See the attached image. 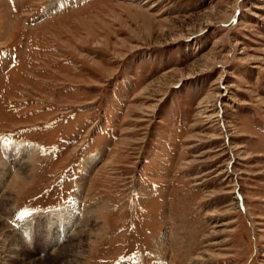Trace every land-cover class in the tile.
I'll list each match as a JSON object with an SVG mask.
<instances>
[{"label": "rangeland", "instance_id": "374dc122", "mask_svg": "<svg viewBox=\"0 0 264 264\" xmlns=\"http://www.w3.org/2000/svg\"><path fill=\"white\" fill-rule=\"evenodd\" d=\"M11 146L0 264H264V0H0Z\"/></svg>", "mask_w": 264, "mask_h": 264}, {"label": "bare ground", "instance_id": "6f19581e", "mask_svg": "<svg viewBox=\"0 0 264 264\" xmlns=\"http://www.w3.org/2000/svg\"><path fill=\"white\" fill-rule=\"evenodd\" d=\"M33 147H35V146H33ZM32 148L31 149H28V148H26L24 146H18V147L15 148V147L11 146L9 149L8 148H3L2 149V154L6 158V162L4 163V165H0L1 166V168H0V179H1V183L2 184L4 183V180L6 179V177H8L10 175V173H14L15 179H20V178H23L22 176H25V172L24 171H27L28 170V166L26 165V163L24 161L21 162V163L18 162L17 163L18 165L16 166V168L9 167L8 166V163H9L10 159L12 158V155L13 154H16L17 155L16 156V159L17 158L21 159L22 156L25 153L33 154L35 149L34 148L32 149ZM22 160H23V158H22ZM90 164H91V162L89 163V165ZM86 167L89 168V166H86ZM15 179H14V181H15ZM31 216H33V215H31ZM31 216H29V217H24L23 216V217H20V218H24V220L23 221H22V219L19 220L20 221L19 223L21 225V229L24 231L23 234L25 232L27 233L26 234V237L29 236V232H31V234H32V232H34V231H31L32 230V227H31V229L28 228V226H31V225H29L30 224V217ZM49 217H51V216H46V218H49ZM3 219L4 218H2V214H0V221H2ZM75 220H76V223H75V226H74V230L78 227V224H79V219H75ZM61 221L65 222L64 219H61ZM37 222L39 223L40 221H37ZM52 222H53V220H52ZM49 225H51V224L48 221V228H50L52 226V225L51 226H49ZM25 227L28 228L27 231L25 230ZM22 240L25 241V243H27L29 239H27V241H26V239H24V237H22Z\"/></svg>", "mask_w": 264, "mask_h": 264}, {"label": "snow or ice", "instance_id": "6c2138e0", "mask_svg": "<svg viewBox=\"0 0 264 264\" xmlns=\"http://www.w3.org/2000/svg\"><path fill=\"white\" fill-rule=\"evenodd\" d=\"M25 215H27V214H25Z\"/></svg>", "mask_w": 264, "mask_h": 264}]
</instances>
